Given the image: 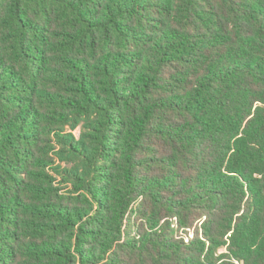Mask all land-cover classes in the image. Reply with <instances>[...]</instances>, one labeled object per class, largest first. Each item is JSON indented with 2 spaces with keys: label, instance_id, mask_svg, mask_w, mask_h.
<instances>
[{
  "label": "trees",
  "instance_id": "obj_1",
  "mask_svg": "<svg viewBox=\"0 0 264 264\" xmlns=\"http://www.w3.org/2000/svg\"><path fill=\"white\" fill-rule=\"evenodd\" d=\"M0 264H264V0H0Z\"/></svg>",
  "mask_w": 264,
  "mask_h": 264
}]
</instances>
